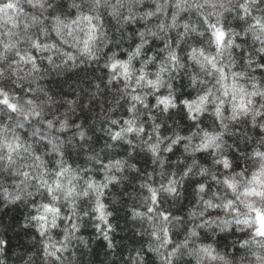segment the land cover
<instances>
[{"label": "clouds", "instance_id": "clouds-1", "mask_svg": "<svg viewBox=\"0 0 264 264\" xmlns=\"http://www.w3.org/2000/svg\"><path fill=\"white\" fill-rule=\"evenodd\" d=\"M0 264H264V0H0Z\"/></svg>", "mask_w": 264, "mask_h": 264}]
</instances>
